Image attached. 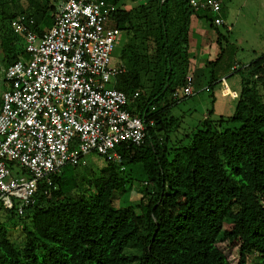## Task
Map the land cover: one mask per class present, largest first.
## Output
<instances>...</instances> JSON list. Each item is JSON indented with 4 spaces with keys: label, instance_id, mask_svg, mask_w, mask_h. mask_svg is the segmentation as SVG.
<instances>
[{
    "label": "trees",
    "instance_id": "trees-1",
    "mask_svg": "<svg viewBox=\"0 0 264 264\" xmlns=\"http://www.w3.org/2000/svg\"><path fill=\"white\" fill-rule=\"evenodd\" d=\"M104 1L114 8L109 27L122 32L113 58L126 72L115 78L114 87L128 97L138 91L135 100L130 98L131 112L154 107L155 126L142 145L118 149L120 163L104 157L107 168L98 179L87 166L68 165L51 177L52 185L40 182L34 203L23 211L31 227L22 222L21 248L0 220V264H230L217 246L220 237L239 248L237 264H248L249 256L264 263V53L247 65L235 63V46L213 24L224 16L221 7L215 16L209 9L195 10L189 0H126L144 9L154 4L155 70L147 93L148 57L124 43L133 29L131 11L121 8L125 0ZM195 12L217 33L219 54L210 63L208 92L220 78L239 73L240 94L231 116L204 119L186 136L187 145L168 148L174 120L165 115L185 99L172 95L182 90L188 73ZM19 15L34 18L46 30L53 24L54 7L50 0H0V67L28 60L9 26ZM127 164H140L146 178L137 207L117 209L111 197L126 191ZM74 190L88 192L87 197H72ZM7 212L25 219L15 210Z\"/></svg>",
    "mask_w": 264,
    "mask_h": 264
},
{
    "label": "built area",
    "instance_id": "built-area-1",
    "mask_svg": "<svg viewBox=\"0 0 264 264\" xmlns=\"http://www.w3.org/2000/svg\"><path fill=\"white\" fill-rule=\"evenodd\" d=\"M50 2L53 24L42 35L32 17L11 20L28 60L0 67L6 86L0 91V208L18 215L34 203L40 182L50 186L65 166H86L91 153L118 164V149L142 145L155 126L154 107L141 114L128 108L138 91L128 97L112 86L125 71L112 66L122 35L109 27L114 8L104 0ZM190 4L215 16L221 7L219 0ZM213 24L224 20L217 16ZM193 85L186 75L181 96L177 91L173 98L190 97Z\"/></svg>",
    "mask_w": 264,
    "mask_h": 264
},
{
    "label": "rangeland",
    "instance_id": "rangeland-1",
    "mask_svg": "<svg viewBox=\"0 0 264 264\" xmlns=\"http://www.w3.org/2000/svg\"><path fill=\"white\" fill-rule=\"evenodd\" d=\"M141 1L145 2L147 0ZM223 3L226 7V11H224L227 26L225 29H222V27L221 29L226 34L228 41H231L236 48L235 60L237 63L247 65L264 53L263 0H223ZM121 8L131 11L130 21L134 29L125 36V45L132 49L137 48L138 52L146 54L148 57L149 71L145 75V85L146 91L149 93L152 86V73L155 70V61L151 55L156 41L154 4L153 7L144 9L139 6L138 2L133 3L125 0ZM122 38L124 39V37ZM115 78L113 81H115ZM240 81L241 74L239 73L227 75L220 78L210 88V92H207L204 90L205 83L203 80L197 78L193 85L194 93L190 97L170 106L165 115L167 119L173 118L174 120L173 129L167 134L169 139L167 147L171 148L175 144L179 146L187 145L189 143V138L187 137H190L197 130L199 123L206 118L214 121L218 119L219 114L223 117L231 116L239 99ZM112 86H114V83ZM2 89V79L0 77V91ZM178 92L181 96V90H178ZM132 107L133 101L130 100L129 110H132ZM210 112H212L211 115L209 114ZM86 160V166L92 170V176L98 179L102 175V171L107 168L105 158L91 153L86 156ZM125 166L126 171L123 176L129 180L125 185L126 191H114L111 197L112 206L117 209L128 206L137 207L141 198L138 189L146 178L140 164H127ZM147 187L149 191L153 190L150 183L147 184ZM87 193L74 190L72 197H87ZM22 218H25L24 221L0 208V220L7 228L10 240L19 248L23 246L25 237L22 228L23 223L31 227L29 219L26 216ZM217 246L225 254L230 264L238 263V247L231 246L228 240L221 237L218 239ZM125 253L130 254L132 251L127 250ZM255 258L256 256H249L248 264H264L261 259L255 260Z\"/></svg>",
    "mask_w": 264,
    "mask_h": 264
},
{
    "label": "crops",
    "instance_id": "crops-1",
    "mask_svg": "<svg viewBox=\"0 0 264 264\" xmlns=\"http://www.w3.org/2000/svg\"><path fill=\"white\" fill-rule=\"evenodd\" d=\"M189 1L203 2L205 0H189ZM219 1H220L221 8H223L226 11V7L223 3V0H219ZM262 8L264 9V0L262 3ZM225 11H224V16L222 17L224 20V25L216 26V27L218 28L219 33L223 35V37H225V39L228 41V39L225 36L226 34L222 31V29H225V27L227 26ZM40 25L38 28L39 30H43V32L48 30V29L46 30L43 29L42 24ZM216 39H217V33L215 32L214 28L210 25V22L206 18H204L203 15L200 16V13L198 12L193 13L190 17L189 35H188L187 55L189 59V68H188L187 75L188 74L191 75L193 77L194 82L197 81V78H200L201 80H203V82L205 83L204 90L208 88L209 86L208 83H209V77H210V73H209L210 63L213 62L217 58V55L219 54V46L217 44ZM228 42L230 43L231 41H228ZM230 44H232V42ZM113 60H114V63H113ZM235 63H237L236 60H235ZM112 66L118 67V66H124V65L120 60L117 61L113 58ZM124 72H126V70ZM219 116H222V115L219 114Z\"/></svg>",
    "mask_w": 264,
    "mask_h": 264
}]
</instances>
